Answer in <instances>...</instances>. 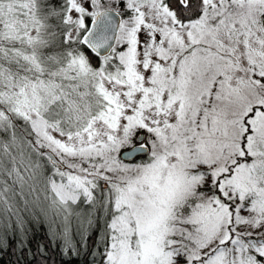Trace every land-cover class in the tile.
<instances>
[{
  "label": "snow or ice",
  "instance_id": "6c2138e0",
  "mask_svg": "<svg viewBox=\"0 0 264 264\" xmlns=\"http://www.w3.org/2000/svg\"><path fill=\"white\" fill-rule=\"evenodd\" d=\"M49 244L29 246V225ZM264 264V0H0V250Z\"/></svg>",
  "mask_w": 264,
  "mask_h": 264
},
{
  "label": "trees",
  "instance_id": "16d2710c",
  "mask_svg": "<svg viewBox=\"0 0 264 264\" xmlns=\"http://www.w3.org/2000/svg\"><path fill=\"white\" fill-rule=\"evenodd\" d=\"M29 246L35 251L38 244H49L48 226L42 222L30 225ZM51 260L55 264H89L90 257L83 251L79 256H61L58 242L57 245L48 249ZM0 264H36L35 260L30 259L27 252L21 254L16 246V239L10 238L3 250H0Z\"/></svg>",
  "mask_w": 264,
  "mask_h": 264
},
{
  "label": "rangeland",
  "instance_id": "374dc122",
  "mask_svg": "<svg viewBox=\"0 0 264 264\" xmlns=\"http://www.w3.org/2000/svg\"><path fill=\"white\" fill-rule=\"evenodd\" d=\"M30 225H31V224H30ZM30 225H29V227H31Z\"/></svg>",
  "mask_w": 264,
  "mask_h": 264
}]
</instances>
